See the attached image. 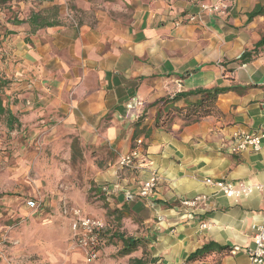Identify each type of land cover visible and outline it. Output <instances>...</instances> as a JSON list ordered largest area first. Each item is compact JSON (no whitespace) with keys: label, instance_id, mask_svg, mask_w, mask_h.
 <instances>
[{"label":"crops","instance_id":"crops-1","mask_svg":"<svg viewBox=\"0 0 264 264\" xmlns=\"http://www.w3.org/2000/svg\"><path fill=\"white\" fill-rule=\"evenodd\" d=\"M18 4L24 14L27 5L38 7L33 14L54 23L31 33L27 19L32 14L22 17L24 32L15 39L24 58L21 77L29 79L26 86L36 93L43 116L58 123L53 147L59 161L44 166L45 177H55L49 188L67 180L69 204L106 223L98 257L88 263L76 247L68 261L131 264L143 258L146 264H249L252 226L264 215V188L235 201L205 179L264 184V141L258 151L227 150L236 133L264 128V45L248 62H237L264 37V0ZM201 5L219 9L202 10ZM257 7L263 13L249 19ZM191 16L195 19L189 21ZM214 87H235L217 96L214 115L186 119L172 110L196 102L199 95L179 97L170 107L160 102ZM137 138L143 140L140 163L120 167L119 155L129 152ZM151 173L158 177L156 187L142 198L139 187ZM197 195L206 199L191 208L182 204ZM55 202L52 197L50 203ZM59 216L70 240L71 216ZM114 234L145 244L119 255L121 241ZM211 241L229 249L186 261Z\"/></svg>","mask_w":264,"mask_h":264},{"label":"rangeland","instance_id":"rangeland-1","mask_svg":"<svg viewBox=\"0 0 264 264\" xmlns=\"http://www.w3.org/2000/svg\"><path fill=\"white\" fill-rule=\"evenodd\" d=\"M19 1L0 3V78L8 82L2 101L20 122L19 128L8 131L0 120V264H71L68 255L76 247L67 239L59 216L61 202L69 203L70 185L62 180L50 189L55 177L46 178L44 168L59 161L53 147L58 123L43 116L36 93L26 86L29 79L21 77L24 58L15 42L24 32L18 22L38 7L27 5L24 14ZM30 36L28 32L26 44ZM117 257L114 253L115 261Z\"/></svg>","mask_w":264,"mask_h":264},{"label":"built area","instance_id":"built-area-1","mask_svg":"<svg viewBox=\"0 0 264 264\" xmlns=\"http://www.w3.org/2000/svg\"><path fill=\"white\" fill-rule=\"evenodd\" d=\"M202 10L217 11V5H201ZM191 16L189 21L194 20ZM264 141V128L258 131L236 133L228 146V152L238 154L245 150L258 151ZM143 140L137 138L129 152L120 154L118 164L122 168H131L140 163L142 156ZM157 175L151 173L140 185L138 194L142 198L150 197L157 184ZM208 185L214 186L226 197L235 201L246 197L254 191L264 188V184H250L245 181H226L205 179ZM206 199L205 195H197L192 199L182 200V204L191 208L197 201ZM60 211L62 215L71 216V243L74 247L80 248L85 255L86 262H92L98 257L100 235L106 229V223L102 218L84 215L80 208L70 205L65 200L61 202ZM189 219H193L191 209L186 211ZM205 227V224L201 225ZM252 245L247 249L249 264H264V215L261 221L252 226Z\"/></svg>","mask_w":264,"mask_h":264},{"label":"trees","instance_id":"trees-1","mask_svg":"<svg viewBox=\"0 0 264 264\" xmlns=\"http://www.w3.org/2000/svg\"><path fill=\"white\" fill-rule=\"evenodd\" d=\"M5 0H0V3ZM263 9L257 7L255 10L251 11L248 15V18L251 19L256 15L262 14ZM19 21L18 23H20ZM27 22L30 25V32L34 33L38 28L41 27H49L53 26L54 23L49 21H41L38 14H32L28 19ZM264 45V37H262L254 46L252 50L244 51L239 59L237 60L238 63L243 64L248 62L253 55H255L259 48ZM8 82L5 79L0 78V120L3 122L4 126L8 131L13 130L14 128H19L20 122L17 116L13 113V111L3 104L2 96H4V89L7 86ZM235 87H214V88H198L192 91L178 93L171 98H163L161 99V103L163 106H168L174 103L179 97H184L187 95H199V99L194 102L190 103L182 108H175L173 107L172 110L177 114H182L186 119H198L202 117H206L209 115H214L218 113L217 107L215 105L217 96L219 94L225 93L227 91L233 90ZM168 110L166 112V116L169 114ZM160 114L156 116L155 124L159 125ZM169 120V119H168ZM115 238L121 241V248L118 251L119 255H128L133 251L137 250L139 247L144 246L145 241L140 238H133V237H124L121 234H114ZM229 247L226 245H220L216 242H208L202 245L201 247L195 249L191 252L186 261H194L206 258L213 252L222 253L228 250ZM131 264H146L145 259L143 258H134L131 260Z\"/></svg>","mask_w":264,"mask_h":264}]
</instances>
